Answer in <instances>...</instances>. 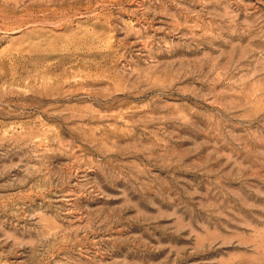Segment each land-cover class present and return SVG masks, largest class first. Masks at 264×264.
Segmentation results:
<instances>
[{
  "label": "rangeland",
  "instance_id": "374dc122",
  "mask_svg": "<svg viewBox=\"0 0 264 264\" xmlns=\"http://www.w3.org/2000/svg\"><path fill=\"white\" fill-rule=\"evenodd\" d=\"M0 264H264V0H0Z\"/></svg>",
  "mask_w": 264,
  "mask_h": 264
}]
</instances>
